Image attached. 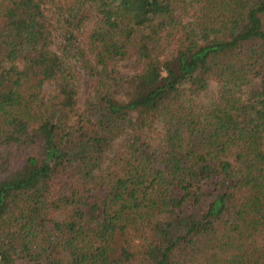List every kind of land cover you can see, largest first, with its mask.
<instances>
[{"label":"trees","instance_id":"1","mask_svg":"<svg viewBox=\"0 0 264 264\" xmlns=\"http://www.w3.org/2000/svg\"><path fill=\"white\" fill-rule=\"evenodd\" d=\"M57 1L96 101L55 0H0V264H264V0Z\"/></svg>","mask_w":264,"mask_h":264},{"label":"rangeland","instance_id":"2","mask_svg":"<svg viewBox=\"0 0 264 264\" xmlns=\"http://www.w3.org/2000/svg\"><path fill=\"white\" fill-rule=\"evenodd\" d=\"M57 0H55V4L46 6V14L48 18L49 28L51 30V44L50 49L63 57L65 65L69 68L71 74L73 75V84L76 87V99H77V110L84 111L86 107L96 101V89L98 88V81L96 77L90 76L88 73L82 69L77 59L74 57V53H76V47H68L69 49H65L63 47L62 36L64 34L65 29H63L64 24L61 21V14L58 12ZM66 2V0H65ZM86 8V7H83ZM87 8L93 12V9L90 6ZM196 6L194 4H185L184 12L181 16L182 25L191 20L196 15ZM97 22V16L92 13L90 20L85 23L81 33L86 34ZM81 46V44L79 45ZM170 47V46H169ZM170 53V49L166 50ZM138 67L135 64L134 59H129L125 61H121L118 64V71L120 76L125 79L137 71ZM54 84L49 83L45 84L40 91V95L44 101L49 99L53 95ZM217 93L216 82L209 81L206 88L194 96V100L201 104H209L215 97ZM162 123L156 122L150 131H148V135L153 139H157L161 136ZM121 137H118L112 144L111 148L106 153V158L96 171L97 174L102 173L105 168L108 166L110 161L112 160L120 141ZM264 229L261 233V238L263 235ZM17 264H24L22 262H17Z\"/></svg>","mask_w":264,"mask_h":264}]
</instances>
